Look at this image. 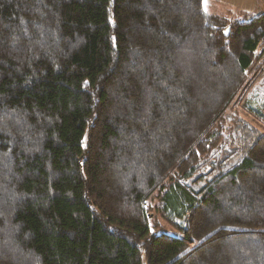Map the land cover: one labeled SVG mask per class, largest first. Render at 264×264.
I'll return each instance as SVG.
<instances>
[{"label":"trees","instance_id":"1","mask_svg":"<svg viewBox=\"0 0 264 264\" xmlns=\"http://www.w3.org/2000/svg\"><path fill=\"white\" fill-rule=\"evenodd\" d=\"M205 1L0 0V264H264V6Z\"/></svg>","mask_w":264,"mask_h":264},{"label":"rangeland","instance_id":"2","mask_svg":"<svg viewBox=\"0 0 264 264\" xmlns=\"http://www.w3.org/2000/svg\"><path fill=\"white\" fill-rule=\"evenodd\" d=\"M250 3L252 5L255 4L256 6L254 9L252 8L253 11H251L254 14H258L261 11V6L262 8L264 6L261 0H251ZM226 8L233 9L230 6L227 7L216 2L208 0L205 1V9L207 12L208 10L209 12L219 10V12H224ZM247 78L248 79H246L243 89L240 90L237 95V99L233 102L232 106H230L228 112L226 111L227 113L225 112V114L226 116H228V113L239 116L243 120L257 125V121L252 117V114H249V112H252V110L256 108L264 110V53L260 56L254 69Z\"/></svg>","mask_w":264,"mask_h":264},{"label":"crops","instance_id":"3","mask_svg":"<svg viewBox=\"0 0 264 264\" xmlns=\"http://www.w3.org/2000/svg\"><path fill=\"white\" fill-rule=\"evenodd\" d=\"M211 2H216L222 5H225L227 7H232L233 9H236L237 11H243L252 13L253 9L256 7L255 4H251V0H208ZM253 8V9H252ZM262 9V6H261Z\"/></svg>","mask_w":264,"mask_h":264},{"label":"water","instance_id":"4","mask_svg":"<svg viewBox=\"0 0 264 264\" xmlns=\"http://www.w3.org/2000/svg\"><path fill=\"white\" fill-rule=\"evenodd\" d=\"M264 1V0H263Z\"/></svg>","mask_w":264,"mask_h":264}]
</instances>
